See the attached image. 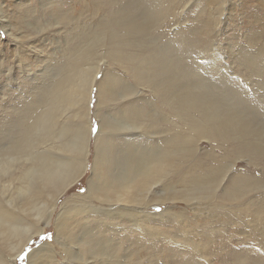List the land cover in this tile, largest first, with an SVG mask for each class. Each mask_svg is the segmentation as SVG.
Here are the masks:
<instances>
[{
    "label": "bare ground",
    "instance_id": "bare-ground-1",
    "mask_svg": "<svg viewBox=\"0 0 264 264\" xmlns=\"http://www.w3.org/2000/svg\"><path fill=\"white\" fill-rule=\"evenodd\" d=\"M189 2L86 0L85 13L79 15L72 8L65 11L50 4L33 32L43 34L73 25L76 34L57 69L56 74L62 71V75L15 111L18 118L4 127L5 132L0 131V264H17L28 241L53 219L55 239L67 242L63 243L68 247L64 248L66 257L59 259L51 247L42 244L27 254V264H155L162 260L160 250H165L164 257L168 254L163 264H179L181 258L185 264H214L213 257L224 264H264L257 257L258 251L264 255V124L251 119L248 111L254 112L255 107L244 90L248 80L263 74L264 42L258 43L257 35L247 40L250 48L240 50L244 71L237 82L222 71L219 82L212 80L204 72L207 65L187 56L220 19L209 18L204 25L201 21L200 29L187 36L178 34L177 28L169 42L157 43L161 38L157 30L169 22L178 23L179 7ZM214 40L203 38L209 47ZM18 60L25 62L23 57ZM114 67L132 81L116 76ZM94 88L98 102L92 110ZM145 90L152 95H142ZM116 99L123 103L113 113ZM70 109L72 127L59 121ZM92 115L99 121L94 141ZM118 137L123 139L120 143ZM201 140L217 146L221 153L213 148L201 151ZM243 158L258 166L261 174L231 171ZM86 171L90 173L86 191L61 202ZM166 201H183L196 214L206 211L209 215L190 221L167 213L166 208L159 213L147 210L153 203ZM164 215L180 228L186 257L176 255L173 248L155 249L154 241L150 245L145 240L161 237V228L152 227L150 232L143 225ZM209 216L234 223L240 242L247 231L256 243L257 256L247 257L243 249L231 246L232 237L216 234L217 230L209 228ZM80 217H93L107 230L118 220H132L139 234L116 239L96 231L75 242L71 236ZM191 226L199 228L194 232ZM84 246L86 252L79 253ZM42 256L45 261L39 263L36 257Z\"/></svg>",
    "mask_w": 264,
    "mask_h": 264
},
{
    "label": "rangeland",
    "instance_id": "rangeland-1",
    "mask_svg": "<svg viewBox=\"0 0 264 264\" xmlns=\"http://www.w3.org/2000/svg\"><path fill=\"white\" fill-rule=\"evenodd\" d=\"M189 1L190 0H188V2ZM50 4L53 6L58 5L65 9V11L71 10L72 8V10L77 11L78 15L81 13L80 11L85 10L83 6L87 5L86 0H0V131L3 129L5 132L6 128L4 127H7L10 121L18 118L16 117L18 114L16 112L22 109L24 104L31 101L41 89L48 86L50 83L55 82L58 80L59 76L62 75V71L60 75H57L56 72L59 66L64 62L63 55L66 52L67 43L72 42V40L74 41L75 36L73 37V35L76 34V31H72L73 25L67 26L68 28L65 27V29L63 26L53 28L43 34H35L33 32V28L37 26L38 23H42V17L45 15L49 7H52ZM219 4H221L220 6H222L221 8L223 9H217L220 7ZM25 10H28V12L26 13ZM179 10H181V15L179 20H176L178 23L172 24L169 22L164 25L165 27H161L157 30V32L161 34V38L157 40V43L165 45V43L169 42L172 36H175L173 34L176 32L177 28L178 34L180 33L183 36H187L190 32L195 34L196 30L200 29L199 23L201 21L202 25H204V23L208 22L209 18H218L220 19L218 25L216 27H210L211 30L209 29V33H204L200 37L201 43L191 51V55H188L187 58L198 61L203 66L207 65L204 72H206L207 75L210 74V78L212 77L211 79L216 82H219L218 78H221L220 71L225 73L224 75L234 82H237L238 78L241 79L243 77L241 73H243L244 69H242L240 65V50L250 48L247 44V40L250 38L255 39L257 38V35L259 37L258 43L264 42V0H191L187 5H184V8L180 6L178 12ZM87 15L86 17L89 18ZM207 36L215 38V43L210 47L203 42V38ZM28 37H32V39H29ZM212 48L216 50L215 53L210 50ZM210 53L214 54V56L216 55L214 59L211 58ZM20 57H23L25 62H19L18 59ZM211 64L215 65L211 66ZM114 69L118 72L116 76H123V79L127 82L132 81L127 74H122V70L119 69V67H114ZM262 73L264 74V68ZM263 74L260 78L248 80V85L245 84L247 87L244 88L246 93L245 98L247 97L248 102L255 107L254 112L248 111L251 114V119H260L257 125L264 124V78H261L263 77ZM101 77L102 71L97 74L98 79ZM244 81L245 80L243 79L242 83H244ZM96 93L97 89L94 88L90 95V108L92 110L95 109L97 101ZM143 94L147 95V97L152 95L147 90L143 91L142 95ZM113 103L115 107L112 112L116 113V109L123 103V101L116 99ZM72 112V109H70L59 118V121L72 127L74 124ZM256 120L255 122H257ZM98 122V118H96L95 115H92L90 122V135L93 141L98 130ZM5 134L7 135V133ZM122 140L121 137H118L117 139L119 143ZM93 141L91 143V153H93ZM204 141L205 140H201L199 142L201 151L213 148L216 153H221L220 148L217 146L210 147L211 145L207 141ZM240 169L256 175L261 174L259 167L249 164L246 158L237 160L231 171L234 172ZM89 178L90 173L86 171L83 177L72 186L74 188L71 187V189H68L63 194L61 202L65 197L71 196L72 194L84 193L88 186ZM156 188L159 189V186ZM165 208L168 209L167 213H176L179 216L182 215L190 221L197 220L198 217L200 220L201 217H208L209 215L206 211H202V214L197 213V215L191 206L183 201H177L174 203L166 201L162 204L153 203L149 205L147 210L149 212L159 213L164 211ZM58 210L59 207H57V211ZM99 218L106 220L104 215H99ZM131 221L126 222L125 219L118 220L117 222L119 224H112L114 225V228L107 230L108 228L105 225L100 221L93 220V217L90 219L80 217L79 223L74 226L75 232L71 238L73 241L78 242V238L82 237L83 234L89 235L96 231H99L102 236L107 235L110 237H116V239L124 234H128V236L139 234L138 230L135 229L136 227L131 224ZM210 221L212 222V225L209 228L217 230L216 234L225 233V235L233 238H231L232 247L243 249L247 257L257 256L258 254L257 257L264 263V255H261L260 251L253 248V246H256V243L254 242V239L249 236L247 231L244 234L245 238L240 242L238 239L240 233L236 231L237 228L234 223H230L229 221L223 222L218 217L214 216L210 217ZM53 223L54 219L52 223L44 224L43 232L28 241L26 247L16 258L17 264H27V254L34 250V248L38 249L42 244H47L51 247L55 254L57 253L59 259L62 260V258L66 257L64 248L68 247L64 246L63 243L67 242L63 238H60L58 241L55 239ZM222 224L225 226L224 228ZM143 227H149L148 229L150 232L152 227L161 228L162 235L160 238H152V240L147 237L145 239L150 242V245L154 241L153 243H155V245L153 248H173L177 251L176 255H183L186 257L185 253L182 251L183 243L179 241L181 238V233L179 232L180 228L174 223V221H172L171 217H166V215H164L162 218L148 220ZM197 227L198 226H191L194 232ZM246 227V230H248L249 224H247ZM233 228H235V230ZM104 230H106V232H104ZM197 230L198 234L200 232L202 233L200 229ZM218 237L219 236L217 235V238ZM197 238L199 239V236H197ZM146 247H148V244H146ZM85 248L87 249V246H84L83 251H79V253L83 254V252H86L84 251ZM3 249L4 251H8L5 245ZM164 252L165 250H160V253L163 255ZM253 252H257V254H254ZM156 253L157 251H155V254ZM163 255H160L161 259L167 260L168 258L166 257L168 254L166 255L165 253V257ZM36 258L39 263L45 261L43 256L40 257V259L39 257ZM162 260L157 259L155 264H159V261L162 262ZM177 262L179 264H185L182 258L177 259ZM212 262L214 264H224L218 262L215 257L212 258ZM161 264H163V262Z\"/></svg>",
    "mask_w": 264,
    "mask_h": 264
}]
</instances>
